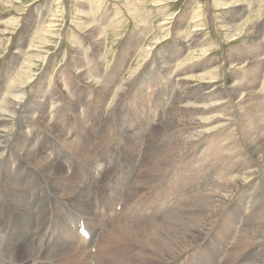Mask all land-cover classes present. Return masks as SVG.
<instances>
[{"label": "rangeland", "instance_id": "rangeland-1", "mask_svg": "<svg viewBox=\"0 0 264 264\" xmlns=\"http://www.w3.org/2000/svg\"><path fill=\"white\" fill-rule=\"evenodd\" d=\"M29 45L36 51L23 67V57L14 53ZM82 71L110 75L114 83L106 86L92 79L95 89H109L106 98L94 99L83 90L73 73ZM176 80L189 91L192 85L211 91L216 99L189 98L187 109L175 110ZM12 85L27 94L12 92ZM118 88L127 94L119 101L112 95ZM8 96L34 107L37 130L43 132L39 141L44 137L48 147L58 146L51 151L56 159L49 176L40 168L46 154L36 161L17 150L26 135L13 148L27 172L16 184L7 182L0 195V264L24 259L27 264H164L158 250L176 253L190 244L172 233L192 240L203 226L208 229L203 239L221 222L206 245L190 246L188 260L178 261L194 264L199 252L230 231L231 217L241 211L260 219L261 257L248 260L264 264V0H0V103ZM215 101L221 104L214 106ZM42 105L45 110L37 115ZM50 108L52 120L63 127L61 136L71 132L94 154L87 158L84 151L61 146L37 123ZM29 126L20 125L23 131ZM198 131L206 134L196 137ZM137 155L147 168L136 165ZM61 167L70 172L62 175ZM241 179L245 187L229 189ZM19 193L28 200L23 214L14 210ZM229 200L232 206L225 209ZM76 204L89 207L94 215L89 223L97 227L90 240L84 227L78 230L88 233L82 245L65 227ZM34 205L37 211L26 227L20 219ZM9 222L18 239L14 249ZM26 229L37 242L27 241ZM230 250L231 244H223L216 264Z\"/></svg>", "mask_w": 264, "mask_h": 264}, {"label": "bare ground", "instance_id": "bare-ground-1", "mask_svg": "<svg viewBox=\"0 0 264 264\" xmlns=\"http://www.w3.org/2000/svg\"><path fill=\"white\" fill-rule=\"evenodd\" d=\"M37 47V46H36ZM35 46L34 45H29V48H27L26 51H24L23 53H19L16 52L14 53L17 57H23V67H26L28 65V62L31 58H33V52H35ZM29 53V54H28ZM31 53V54H30ZM27 54V55H26ZM27 60V62H26ZM83 60V58H82ZM81 61V59H80ZM83 63V62H82ZM86 65V64H85ZM90 65V64H89ZM21 67V68H23ZM81 66H77L76 68H80ZM88 67V66H87ZM90 67V66H89ZM76 68L74 69V71L76 70ZM87 69V68H86ZM85 69V70H86ZM83 72V71H82ZM75 73L76 77L81 78V81L83 82V84L85 85V87H83L84 91H88L91 96H93V98L97 99L99 97V99L101 100V96L102 99L107 97V94L109 93V89H98V88H94L95 86V82L92 80L93 78H97V83L101 84L102 86H106L107 84H113L114 80L111 79L109 74H105L104 75L98 74V72L96 73H90V71H85L83 73H78V72H73ZM180 80H176V87L173 88L175 89V103L172 104V108L175 110H182V109H187L189 107L188 103H186V99L189 98H193L194 102L197 103L200 100H211V99H216L215 93H211L207 92V93H203V91L200 89L199 86L197 85H192L193 90L189 91L187 86H183V84H185L182 81L179 82ZM121 81L118 82V84H120ZM117 84V85H118ZM123 84V83H121ZM132 85L127 86L128 89H126L128 92H130L129 90H132ZM188 85V84H186ZM124 87V85H122ZM121 86V87H122ZM203 87V86H202ZM12 92L18 91L21 92V95L27 94L26 90H23L22 86H18V85H12ZM126 88V85H125ZM125 88H118V90H114L113 94L116 98L117 101L121 100L123 97L127 96ZM47 88V92H48ZM66 89L68 88H64L63 91L65 92L63 94V98L64 100L67 99V92ZM101 91V92H100ZM209 91V90H208ZM95 93H97V96L95 95ZM90 96V97H91ZM227 96H229L228 94L225 95V97L227 98ZM208 99H207V98ZM46 97H42V99L45 100ZM192 99V100H193ZM219 99V98H218ZM44 100H41V103L44 104ZM221 100V99H220ZM185 101V102H184ZM188 102V101H187ZM214 106L220 105V101L218 102H214L212 103ZM54 105V104H53ZM52 105V106H53ZM120 105V104H119ZM119 105L115 108V110H117L119 108ZM194 105V103L192 104ZM44 109L45 110V105H42L41 107L37 108V115H40V111ZM105 111V110H104ZM33 113V114H32ZM35 113V114H34ZM114 113V115L118 114L117 112L115 113L114 111H111L109 113L112 114ZM108 115V114H107ZM35 116H36V109L32 106H27L25 104L22 103V101H20V99L16 96H8L2 99V102L0 103V189H3V191H1L2 193L0 195L3 196V194L6 192L5 188L3 186H7L5 185L7 182H14L13 184H16L17 180L19 178H22V176L24 175V172H27L26 168H22L21 167V160L22 157L20 154L16 155L13 151V148L16 147L19 143V141L21 140V137L25 136V141L18 147V151L20 153H22L24 156L30 157L32 158V160H36L37 161V157H43V154H46V156L44 157V163L45 165L40 166L41 168V174L43 176H49V174L52 173V170L55 167V156L52 155L51 151H54V149L58 146L57 143H52L50 142V147H48L46 145V143H44V137H43V141H39L40 137L43 136L41 134H39V131L42 132L41 130H37V124L35 122ZM55 116V114L52 113V108L49 109V116L48 117H42L39 116V118L37 119V123L42 124V127H44L43 129H47L48 131H51L54 134V137L56 138V142L58 141L61 146L64 145V147H67L68 149H74L77 150V152L79 154H82V152L84 151V154H87V158H89L88 155H92L94 154L91 151V148L89 149V147H84L79 146V144L77 143V140L75 139V135L72 134L71 132L69 134H66L65 136L63 135V137L61 136V134L59 133V131L63 128L62 125H60L58 123V121L54 122L52 120V118ZM112 116V115H111ZM56 117V116H55ZM107 117V116H106ZM110 117V116H109ZM10 118V119H9ZM113 118V117H112ZM120 120H123L122 117H119ZM21 120V121H20ZM58 120V119H57ZM13 121L10 125L8 124V122ZM22 122L24 123H28L29 129L26 131L21 130L20 125L22 124ZM194 125L196 126V128H198V125L196 123H194ZM193 126V125H192ZM194 127V126H193ZM12 130V132L9 134V130ZM35 129L37 130V133L31 137V133L32 130ZM60 129V130H59ZM76 130V129H75ZM69 132V131H68ZM43 133V132H42ZM203 134H206L205 131H198L197 133H195L196 137L202 136ZM47 136V135H46ZM49 137V136H48ZM53 138V137H52ZM107 140V139H106ZM109 140V139H108ZM118 140V143H120V140ZM105 142V141H104ZM110 143H112L110 141ZM108 143V144H110ZM38 146V148H37ZM67 149V151H68ZM49 152V153H48ZM70 152V151H69ZM97 151L95 150V153ZM41 154V155H38ZM85 156V155H84ZM95 156V155H94ZM78 159V158H77ZM91 159V158H90ZM133 161L136 163V165L141 166V168L143 169V167L145 168L147 166V164L145 163L146 161L144 160V157H140L139 155L135 156V158L133 159ZM84 165V164H83ZM93 165V164H92ZM90 166V165H89ZM132 166V165H131ZM85 167V166H84ZM137 167V166H136ZM82 168V167H81ZM134 168V167H133ZM138 168V167H137ZM136 168V169H137ZM140 168V170H141ZM147 168V167H146ZM231 168V170H233V166L229 167ZM123 169V168H122ZM70 168L69 167H61L60 171L61 174L64 175V172H70L69 171ZM148 170V169H147ZM229 170V169H228ZM72 171V170H71ZM113 171V170H112ZM111 171V172H112ZM118 171V170H117ZM149 171V170H148ZM32 172V171H31ZM142 172V171H141ZM147 173V171H144ZM143 172V174H144ZM161 173V172H160ZM109 174V173H108ZM93 175V174H92ZM128 175V174H127ZM145 175V174H144ZM158 175V174H156ZM30 176V175H29ZM39 176V175H38ZM110 176V175H109ZM148 176V175H147ZM147 176H145L147 178ZM164 176V175H163ZM60 177V176H59ZM68 177V176H67ZM125 177V176H124ZM156 177V176H155ZM159 177V176H158ZM162 177V176H161ZM144 178V177H143ZM160 178V177H159ZM157 178V179H159ZM81 179V178H80ZM125 179V178H124ZM247 179V178H246ZM240 180V181H235L233 183V185H230L229 189L233 190H237L238 188H241L242 186L245 187L246 184H248L245 180ZM39 180V178H38ZM56 180V179H55ZM100 180V179H99ZM131 180V179H130ZM26 181V180H25ZM70 180H68L69 182ZM150 181V180H149ZM157 181V180H156ZM155 181V182H156ZM48 182V181H47ZM72 182V181H71ZM74 182V181H73ZM79 183V182H78ZM61 184V183H60ZM82 184V183H81ZM111 184V183H110ZM154 184V183H153ZM156 184V183H155ZM30 185V184H29ZM37 185V184H36ZM46 185V184H45ZM255 185V184H254ZM68 186V185H66ZM78 186V185H77ZM141 186H145V185H141ZM147 186H149L147 184ZM259 186V185H258ZM25 187V186H24ZM138 187V186H137ZM36 188V187H35ZM44 188V187H43ZM55 188V187H54ZM76 188V187H74ZM143 188V187H142ZM24 189V188H23ZM59 189V188H58ZM57 189V190H58ZM149 189V187H148ZM63 190V189H62ZM76 190V189H75ZM145 190V189H144ZM21 191V190H20ZM45 192V191H44ZM54 192V191H53ZM57 192V191H56ZM55 192V193H56ZM59 192V191H58ZM57 192V193H58ZM62 196L63 192H60ZM66 193V192H64ZM261 193V192H260ZM259 193V194H260ZM8 194V193H7ZM32 194V193H31ZM43 194V193H42ZM51 194V193H50ZM82 194V193H81ZM26 193H19L15 195V198L18 200V204L15 206V211L19 212L20 214H23V208L27 205L28 200H26ZM37 195V194H36ZM47 195V194H46ZM66 195V194H65ZM64 195V196H65ZM48 196V195H47ZM53 196V195H52ZM252 196V195H251ZM255 196V194H254ZM31 197V196H30ZM3 198V197H2ZM1 198V199H2ZM8 198V197H7ZM33 198V197H32ZM64 198V197H63ZM239 198V197H238ZM241 198V197H240ZM57 199V198H56ZM89 199V198H88ZM236 199V198H235ZM234 199V200H235ZM264 200V198H262ZM10 200V199H9ZM54 200V199H53ZM234 200H229V202L226 204L225 209H230L231 203H233ZM261 200V199H260ZM263 200L261 201L262 203ZM46 201V200H45ZM48 201V200H47ZM247 203H249L248 199L245 200ZM4 202V201H3ZM6 202V201H5ZM14 202V201H13ZM252 202V201H251ZM4 204V203H3ZM48 204V202H47ZM81 204V203H80ZM80 204H76V209L77 212L73 213L70 222L71 223H66L68 225H66V229L69 230L67 232L71 233L72 235H74V237L78 240V242L80 243V245H82L84 242H87V234L90 238H92L93 234L96 232L97 227H95L94 224H90V223H94V219L91 218V216L94 218V215H91V213L89 212L88 208L86 209H81V205ZM9 205V204H8ZM15 205V204H14ZM40 205V204H39ZM247 205V204H246ZM6 206V205H5ZM13 206V205H12ZM54 206V203H53ZM253 206V205H252ZM250 206V207H252ZM260 206V205H258ZM262 207V206H261ZM57 208V207H56ZM249 208V207H248ZM264 208V207H263ZM12 209V208H10ZM244 209H246L244 207ZM247 210V209H246ZM252 210V209H251ZM262 209H260L261 211ZM4 211V210H3ZM13 211V210H12ZM37 211V205H34L33 208H31L30 210L27 211L26 216L22 219H20V223H24L25 226L27 227L28 221L30 222L31 220H33L35 212ZM26 212V211H24ZM225 212V211H224ZM248 212V211H247ZM247 212L244 213L243 211L240 212V214H236L233 215L231 217L232 219V223L229 224L230 227V231L227 232L226 234H224L221 238L218 239V242L215 243L214 246H210L207 247L206 249L203 250L202 253H198V257L194 260V264H216V256L220 254V252L223 250V244L224 246L227 248L228 246L230 247L231 244V250L227 254L222 260L221 263L222 264H253L250 263L249 260L251 257L256 256L258 259L261 257V253H260V249H261V242H263V240L261 241V227H260V219L259 220H255V216L253 218L247 215ZM252 213V212H251ZM226 214V213H225ZM253 214V213H252ZM257 214V213H256ZM259 214V212H258ZM248 216V217H247ZM260 216V215H259ZM257 216V217H259ZM16 217V216H15ZM261 218V217H260ZM44 219V218H43ZM219 221H222L223 219V214L221 217H218ZM15 221V220H14ZM19 221V220H18ZM90 221V223H89ZM5 223V222H4ZM220 223L221 222H217L216 225L212 228V230L210 231V233H208L203 239H201L203 237V235L207 232L208 229L203 228V226H201L200 228H198L197 233L195 234L194 238L192 240H187V235H181L179 233H172V235L178 237L177 239H180L182 242L186 241L189 244V246L186 247H182L178 252L176 253H170L167 252L166 250H158V253L164 258V264H178V261H187L188 260V256L185 255V253L187 251H185L186 249H188L190 246L193 247H201L206 245L205 242L206 238L216 230V228L220 227ZM30 224V223H29ZM237 227H235V225H237ZM12 222H9V226H10V236L8 238V243L9 245L13 246L14 249V243L18 240L17 237L15 236L14 232L15 230H13L12 232ZM0 226H1V222H0ZM259 227L260 231H258ZM85 228L87 230V234L84 231H81L80 234H82L83 236H81L78 232L79 229L81 228ZM255 228V229H254ZM28 230V229H26ZM256 230V231H255ZM264 230V229H263ZM34 231V230H33ZM249 231V232H248ZM12 232V233H11ZM264 232V231H263ZM28 235L30 236L29 239L27 240L28 242H37V236L36 235H32L31 232L28 230L27 231ZM34 233V232H33ZM248 233L250 235V237H248ZM2 236V235H1ZM0 236V237H1ZM49 236V233L46 232L44 234V242H46L47 237ZM213 237L215 236V233L212 235ZM4 241V239H2ZM67 239H62L60 242L65 244ZM88 240V241H89ZM212 239H210L209 242H211ZM42 242V241H41ZM20 243V241H19ZM2 244V243H1ZM37 244V243H34ZM264 244V243H263ZM19 245V244H18ZM259 246L258 250L255 252L253 247ZM4 246V245H3ZM39 246V245H36ZM32 247V246H31ZM46 247V245H45ZM61 247V246H60ZM191 247V249L193 248ZM28 248V247H27ZM34 248V247H32ZM38 248V247H37ZM57 248V246H56ZM29 249V248H28ZM36 249V248H34ZM63 249V248H62ZM31 250V249H30ZM84 250V249H83ZM189 250V249H188ZM228 250V249H227ZM264 250V248L262 249ZM5 251V250H4ZM7 251V250H6ZM9 251V249H8ZM12 251V250H11ZM10 251V252H11ZM36 251V250H35ZM2 252V251H1ZM14 252V250H13ZM30 252V251H29ZM165 252V253H164ZM4 253V252H3ZM6 253V252H5ZM26 253V252H25ZM238 253L237 256H234ZM34 254V253H33ZM224 254V255H225ZM264 254V253H263ZM12 255L11 253L9 254ZM14 256V255H13ZM26 256V255H25ZM28 257H30L28 255ZM222 257V256H221ZM3 259V258H1ZM34 259V258H33ZM249 259V260H248ZM5 260V258L3 259ZM248 260V261H246ZM261 260V259H260ZM8 261V260H7ZM13 261V260H12ZM27 260H20V262H15L14 264H27L28 262H26ZM245 261V262H244ZM4 264H13V263H4ZM30 264H35L34 262L30 263ZM38 264H41V262H39ZM261 264V263H260Z\"/></svg>", "mask_w": 264, "mask_h": 264}]
</instances>
